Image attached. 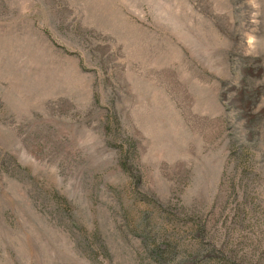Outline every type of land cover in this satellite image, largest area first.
<instances>
[{
  "label": "rangeland",
  "instance_id": "374dc122",
  "mask_svg": "<svg viewBox=\"0 0 264 264\" xmlns=\"http://www.w3.org/2000/svg\"><path fill=\"white\" fill-rule=\"evenodd\" d=\"M0 264H264V0H0Z\"/></svg>",
  "mask_w": 264,
  "mask_h": 264
}]
</instances>
